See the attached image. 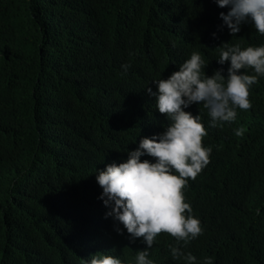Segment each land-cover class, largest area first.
<instances>
[{"label":"trees","instance_id":"16d2710c","mask_svg":"<svg viewBox=\"0 0 264 264\" xmlns=\"http://www.w3.org/2000/svg\"><path fill=\"white\" fill-rule=\"evenodd\" d=\"M195 1L0 0V264H81L87 248L107 245L130 257L95 172L138 146L131 130L140 109L153 111L145 87L181 61L170 54L182 35L264 43L251 24L232 35L220 18L193 14ZM248 99L237 109L242 137L212 147L185 192L210 201L202 221L221 264H264V76ZM206 235L190 246L200 264Z\"/></svg>","mask_w":264,"mask_h":264},{"label":"clouds","instance_id":"9594fccd","mask_svg":"<svg viewBox=\"0 0 264 264\" xmlns=\"http://www.w3.org/2000/svg\"><path fill=\"white\" fill-rule=\"evenodd\" d=\"M192 13L220 18L232 35L243 24L264 35V0H196ZM209 32L202 42L190 33L182 35L170 54L181 61L151 81L155 91L152 84L145 87L153 111L140 109L131 130L141 134L138 146L126 150L127 159L96 168L104 217L119 224L116 231L125 236L130 257H120L107 245L106 251L87 248L81 264H200L190 246L206 234L203 264L228 259L203 225L202 219L211 220L210 201L187 200L185 192L188 178L194 179L211 160L212 147L223 148L230 136L239 138L245 132L239 128L243 113L237 109L251 107L252 85L264 76V43L241 46ZM129 67L121 65L124 72ZM205 136L211 145L202 142ZM145 156L152 159H141Z\"/></svg>","mask_w":264,"mask_h":264},{"label":"bare ground","instance_id":"6f19581e","mask_svg":"<svg viewBox=\"0 0 264 264\" xmlns=\"http://www.w3.org/2000/svg\"><path fill=\"white\" fill-rule=\"evenodd\" d=\"M108 2H109V1H108ZM175 29H177V28H175ZM43 36H44V35H43ZM54 36H55V35H54ZM114 45H115V44H114ZM107 61H108V60H107ZM141 61H142V59H141ZM141 63H142V62H141ZM75 65H76V64H75ZM93 65H94V64H93ZM141 67H142V65H141ZM143 67H144V66H143ZM143 67H142V68H143ZM156 69H157V68H156ZM150 74H151V73H150ZM151 75H152V74H151ZM158 76H159V75H158ZM86 78H87V77H86ZM137 78H138V76H137ZM142 79H143V78H142ZM144 79H146V78H144ZM144 79H143V80H144ZM135 80H137V79H135ZM81 81H82V80H81ZM88 81H89V79H88ZM137 82H138V81H137ZM5 98H6V97H5ZM2 105H3V104H2ZM6 110H7V109H6ZM51 112H52V111H51ZM98 219H99V218H98ZM102 221H103V220H102ZM105 221H106V220H105ZM92 228H93V227H92ZM126 258H127V257H126ZM126 258H125V259H126Z\"/></svg>","mask_w":264,"mask_h":264}]
</instances>
